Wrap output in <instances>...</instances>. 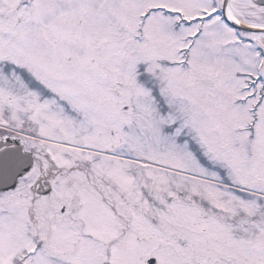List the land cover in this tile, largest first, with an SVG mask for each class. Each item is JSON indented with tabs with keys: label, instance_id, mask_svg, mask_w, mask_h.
Wrapping results in <instances>:
<instances>
[{
	"label": "snow or ice",
	"instance_id": "obj_1",
	"mask_svg": "<svg viewBox=\"0 0 264 264\" xmlns=\"http://www.w3.org/2000/svg\"><path fill=\"white\" fill-rule=\"evenodd\" d=\"M0 264H264V0H0Z\"/></svg>",
	"mask_w": 264,
	"mask_h": 264
}]
</instances>
